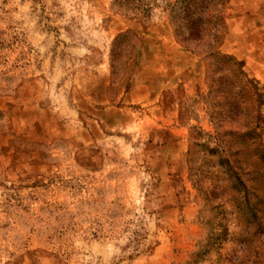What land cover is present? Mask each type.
<instances>
[{"label": "rangeland", "instance_id": "obj_1", "mask_svg": "<svg viewBox=\"0 0 264 264\" xmlns=\"http://www.w3.org/2000/svg\"><path fill=\"white\" fill-rule=\"evenodd\" d=\"M172 1L0 0V264H191L220 211L230 235L197 259L223 264L256 223L232 164L262 218L264 0H212L203 23L250 86L217 127L238 77L181 46Z\"/></svg>", "mask_w": 264, "mask_h": 264}, {"label": "trees", "instance_id": "obj_2", "mask_svg": "<svg viewBox=\"0 0 264 264\" xmlns=\"http://www.w3.org/2000/svg\"><path fill=\"white\" fill-rule=\"evenodd\" d=\"M139 1L140 0H113V3L117 7H120L126 6L127 3L132 4L135 2V9H138L137 3ZM209 5L211 6L210 9ZM212 6V0H173L172 2L167 3L166 11L173 35L182 47L191 52H197L198 54L203 55V59L205 60L208 58H214L219 59V61H230V65L234 67L233 73L238 78L231 79V75L228 74L231 71L230 68H227L225 73L219 75V77L225 81L224 85L221 87L222 89H220L222 107H220V110L212 109L211 111L213 114H211L213 123L217 127L219 126L217 114L220 113V111H223L224 118L228 121L239 116L241 102L236 95L240 91L248 92L250 86L249 81L244 76L241 68L237 65L233 57L229 54L220 53L215 49L218 36V29L215 28L216 25L212 24V27L214 28L213 33L211 34L212 40H207L205 43H202L203 46H199L198 42L201 40L203 23L209 21ZM142 10L145 11V8ZM206 77L208 78V73L206 74ZM208 92L210 93V89ZM214 106L215 103H213V107ZM252 124L251 120H249L245 125V129L241 131L235 130V132L237 135H248L253 128ZM238 153L239 149H233L232 151H229L227 156H232L234 162L239 163L240 159L238 158ZM227 170L233 184L240 186L237 190H242L243 193L242 196L245 202L242 209H239L243 214L242 216H246L249 220H255L256 223L253 228H250L252 225H249L248 228L241 230L239 234L233 237V246L230 247V250L227 253L222 257L218 256V258H221L223 264H264V226H262L259 221V219L264 218V209L261 211L263 213L262 218L257 216L256 210L247 209L249 208V206L246 205L248 190L243 180L245 172L233 164L228 166ZM219 214L220 217L217 218L215 222L211 223V225H208V234L205 243L203 244V248L201 251L194 254L191 264H198L199 259H197V257L199 254L205 253L210 246L219 248L222 241L227 238L228 233L230 235V231L227 227V219L224 218L222 211H220Z\"/></svg>", "mask_w": 264, "mask_h": 264}]
</instances>
